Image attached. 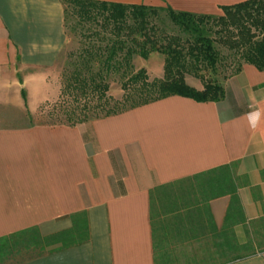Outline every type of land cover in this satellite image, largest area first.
Returning a JSON list of instances; mask_svg holds the SVG:
<instances>
[{"label":"crops","instance_id":"obj_1","mask_svg":"<svg viewBox=\"0 0 264 264\" xmlns=\"http://www.w3.org/2000/svg\"><path fill=\"white\" fill-rule=\"evenodd\" d=\"M98 1L220 15L244 0ZM65 42L61 0H0V264H264L250 240L264 220V70L242 64L215 102L36 123L59 97Z\"/></svg>","mask_w":264,"mask_h":264},{"label":"trees","instance_id":"obj_2","mask_svg":"<svg viewBox=\"0 0 264 264\" xmlns=\"http://www.w3.org/2000/svg\"><path fill=\"white\" fill-rule=\"evenodd\" d=\"M63 18L70 5L79 20L95 23L100 31L90 36L105 43L82 46L74 54L72 68L61 73L60 95L73 101L82 99L78 114L68 111L67 124L88 119L86 112L95 109L102 112L92 118L119 113L170 95L191 98L196 102L219 101L224 96L223 88L216 82L203 81L197 90L184 81V74L202 80L196 72L198 67L213 68L218 60V51L213 46L212 34L224 36L222 43L236 53L238 72L246 63L257 70H264V0H244L220 6V15L195 14L174 11L168 6L155 7L144 4H121L98 0H61ZM163 10L169 21L181 35H168L156 31L152 17ZM100 19V20H98ZM215 20V23H211ZM151 52L163 55L162 76L148 80L144 68L134 69L133 55L145 58ZM70 55H72L70 53ZM116 73L120 89L124 92L120 108L109 106L108 75ZM129 90H132L130 94ZM24 96L23 91H21ZM88 98L95 103L87 105ZM123 103H127L124 107ZM75 111V110H74ZM81 111V113L79 112Z\"/></svg>","mask_w":264,"mask_h":264},{"label":"rangeland","instance_id":"obj_3","mask_svg":"<svg viewBox=\"0 0 264 264\" xmlns=\"http://www.w3.org/2000/svg\"><path fill=\"white\" fill-rule=\"evenodd\" d=\"M151 22L155 25L156 31H159L157 32L158 34L162 32L168 35H181L177 28L169 21L162 9L157 11L156 16L152 17ZM215 22L216 21L213 20L211 23ZM64 29L66 42L56 66L59 72V84L62 82L61 73L65 72L66 69L70 70L72 68L71 61L74 59L73 55L76 54L82 46L87 45L88 43L94 45H103L105 43L104 40H97L94 38L95 36H90L91 32H99V27L92 21L79 20V18L72 12L70 5L65 8ZM100 32V35L102 36H109L108 32ZM211 37L213 38V46L218 51V60L215 66L213 68L198 67L199 69L196 73L200 75L202 79L201 81L191 74H184V81L186 84L194 87L197 90L202 89L203 81H213L222 87V81L231 76L237 67L236 53L230 50L221 41L224 39V36L222 35V37L219 38L218 35L216 36L212 34ZM70 53L72 55H70ZM146 58H149V60H142ZM161 58L163 64V55L158 52H151L145 58H140L137 55H133L132 65L135 70L141 67L144 68L147 73L148 80H151L152 78H160L162 76V64H160ZM107 81V94L111 99L109 101V106L113 105L114 102L117 101V104L114 106L115 109H118L120 108V103L122 102L124 96V92L120 89L118 75L116 73H110L108 75ZM131 91L132 90H129L130 94H132ZM86 102H88L87 105L91 106L96 101L94 98H88ZM80 104H82V99L75 102L67 95H60L56 101L44 104L39 109L34 122L47 124L65 123L67 121L66 117L68 111L73 110V113L76 116L78 114V110L80 109ZM123 105L124 107H127V103H123ZM79 112L81 113V111ZM86 114H88L89 119L94 115H101L102 112L97 109L93 111H90L89 109ZM251 228V247H258V245H262V243H264V220L260 225H253Z\"/></svg>","mask_w":264,"mask_h":264}]
</instances>
